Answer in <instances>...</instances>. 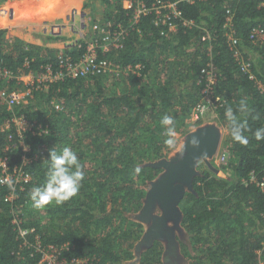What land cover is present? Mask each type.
Instances as JSON below:
<instances>
[{
  "label": "trees",
  "instance_id": "16d2710c",
  "mask_svg": "<svg viewBox=\"0 0 264 264\" xmlns=\"http://www.w3.org/2000/svg\"><path fill=\"white\" fill-rule=\"evenodd\" d=\"M37 1L63 8L76 3ZM132 1L130 8H123L122 0H100L113 7L106 14L112 27L124 30L121 46L102 56L127 69L124 77L115 80L116 71L35 83L24 103L12 109L0 105V156L6 157V173L14 181L12 189L0 182V264H38L50 247L69 263L125 264L141 229L130 218L141 205L143 185L158 172L143 163L162 156L166 147L160 119L171 115L176 128L186 125L192 107L204 99L200 70L209 62L216 69L209 104L227 128L225 108L231 106L239 116V104L245 101L250 109L246 117L250 130L245 133L249 142L230 140L227 177L206 168L197 171L192 191L179 202L181 225L194 264H264V141L253 136L264 127V43L250 37L252 29L264 28V0H159L175 2L180 13L171 16L175 24L171 31L167 24H155L154 10L133 22L135 3L150 6L155 0ZM168 11L164 8L162 13ZM5 32L0 29V66L15 76L42 72L47 63L54 68L51 50L40 56L34 51L39 46L17 38L9 40L5 50ZM230 34L236 40L233 45ZM84 46L73 45L70 53L77 56ZM13 115H24L32 124L24 132L27 149L13 124L5 128ZM64 146L77 153L85 178L71 200L45 206L48 215L62 224L41 228L24 215L33 203L29 193L46 179L50 149L59 152ZM18 172L28 178H15ZM6 173L0 167V178ZM17 216L21 220L15 221ZM21 229L26 230L24 235ZM161 248L155 242L141 264L158 263Z\"/></svg>",
  "mask_w": 264,
  "mask_h": 264
},
{
  "label": "rangeland",
  "instance_id": "374dc122",
  "mask_svg": "<svg viewBox=\"0 0 264 264\" xmlns=\"http://www.w3.org/2000/svg\"><path fill=\"white\" fill-rule=\"evenodd\" d=\"M116 1L117 0H112V3H115ZM121 3L123 8L129 7V0H122ZM135 6L136 3L134 5V11H133L134 12L133 22L134 20H136L135 18L140 15L139 13H137L138 9L135 8ZM11 7H14L17 10V14L20 16V20H21L20 22H22V20L25 22L27 19H29L30 21L39 24L42 21L40 25H36V26L26 25V24L23 25L22 28L25 31L27 30V32L28 31L31 32L33 37L37 39L41 38L43 42L45 40L50 41V38L61 40V37H69L72 39L71 41L76 43L75 45H79L80 42L87 43L90 42L92 39H94L95 31L92 28L93 24L96 22H102L107 19L112 21L111 18H107L106 14L109 11L113 10V7L106 6L103 3L102 4L97 3L95 5H92L91 3H87L86 1L79 2L78 0H76V3L74 5L68 8H63L62 5L59 6L58 4L46 5L38 2L37 0H6V1H0V16L8 15V11L10 10ZM97 12L98 14H96ZM47 13H54L53 18L49 19V17L52 16V14L47 15ZM0 19L3 21L4 23L3 25L9 24L8 20H5V16L3 18L0 17ZM43 22L45 23L44 25L48 27L44 30L42 27ZM33 27H35V29H33ZM0 29H6V31L9 30L8 28L1 25H0ZM172 30H175V28H173ZM9 40L10 39H7V42L4 44L5 50H8L10 48V46H8L10 45ZM28 43H30L33 46H39L34 51L36 53L38 52L40 56L41 55L45 56V54L50 50L48 49L49 47H43L39 44H33L31 42ZM111 63H112V70L105 74L106 75H111L114 73L116 74L117 71L119 74L115 75L118 76L115 80H119L120 77H124L128 72L127 69L118 68V66L113 61ZM115 76H113L112 78L110 77L109 79L112 80ZM18 77L19 78L22 77L24 81L29 80L28 79L29 74H25ZM24 81L22 82L25 83ZM109 82L111 81L109 80ZM117 82H121V81H117ZM14 87L20 91H23L22 85L19 86L15 85ZM202 97L203 96H201V98ZM205 100L208 101V98H205ZM209 103L210 102H208L205 111L203 113H198L197 115L195 114V110H194L196 106L195 104L192 107L189 116L185 119L186 125L184 126L182 125L180 126V128H176L177 148L184 146L187 136L190 133L196 131L198 128L207 124L214 125L220 132L218 147L212 156L207 157L206 160L200 158L197 161L196 170L198 171L200 168H206L207 170H209L211 173H214L218 177H227L228 176L227 172L229 171L228 165L231 158V152L229 149L231 137L226 131L227 129L226 126L220 121V118L218 117V112H216ZM177 153L178 152L176 150L165 147L162 156H159L154 160H147L143 164L144 166L154 168L155 167L153 166L154 163H157L160 160L169 161ZM155 168L158 169V172L150 180L155 179L163 171L162 168H158V167ZM8 177H11L10 173H8ZM14 177L19 178L18 175H15ZM150 180L143 185V188H145L144 190L145 192L141 200V205L130 218L132 221L140 223L141 229H140L139 237L136 238V240L133 242V246L130 249L131 255L125 256V264H141L142 259H144V253L155 242H159L162 248H161V255L159 257V262L156 263L152 261V263L194 264V260L192 257L194 255V252L191 250L192 246L189 242L187 231H185V228L181 225V217L177 219L178 223H175V221L171 219L166 220V224H165L166 227L164 228V231L162 232L160 237H154L150 239V242L141 241L145 232L147 231V228L152 223V219H154L153 217L161 215V209L157 204H155L153 210L151 211L152 215L150 213V215L146 216V218L144 219L145 221H141L140 219H137L134 216L135 214L136 215L139 214L140 209L144 204L146 193L150 188V184H149ZM18 212L19 211H16L15 213L18 214ZM24 215H26L28 218H34L39 223L41 228H48L49 225L58 228V226L62 224V221L59 218H51L50 215H48L47 211L45 210V207L36 208L33 205V203L31 206L27 208ZM14 220L19 221L21 219L20 217L17 216L15 217ZM38 264H69V263H63L62 260H60L59 258L58 251H56L55 248L50 247L49 249L43 251L41 260Z\"/></svg>",
  "mask_w": 264,
  "mask_h": 264
},
{
  "label": "built area",
  "instance_id": "2783aa9c",
  "mask_svg": "<svg viewBox=\"0 0 264 264\" xmlns=\"http://www.w3.org/2000/svg\"><path fill=\"white\" fill-rule=\"evenodd\" d=\"M133 4L132 0H129V7L130 8ZM135 8L138 9L139 14L147 13L150 10H154L156 13V17L154 19L155 24H167L168 31H171L175 28V24L171 19V16H179V12L176 9L175 2H170L164 4V2H160L159 0H155L151 3L150 6H147L144 2L138 1L136 3ZM167 8L169 11L162 13L163 9ZM230 18L227 17V21ZM185 24H191V21H184ZM93 30L95 31L94 39L90 42L85 43L84 51L79 53L77 56H74L69 49L62 52L61 54L57 55L55 58V66L53 68V64L47 63L44 68V71H36V72H28L29 80L24 81L23 78H19L15 76L12 71L8 70L5 67L0 66V105L6 106L8 109H12L14 106L24 103L26 100V96L30 92V86L35 83L41 82H53L64 77L69 78H81V77H88V76H97L102 75L112 70V63L106 57L102 56V53H105L110 50L111 47H120L121 46V39L122 34L124 33L123 28L121 27H112V24L108 20H104L102 22H96L93 24ZM113 28V29H112ZM167 32L161 31L162 34H167ZM250 37L253 40L260 41L264 43V28L256 27L252 29ZM203 40L206 38L205 36L202 37ZM229 41L231 45H233L236 40L232 36L229 35ZM110 47V48H109ZM214 65L209 62L207 63L200 71H201V78L203 80V87H202V94L204 99H201L195 106V114L203 113L210 102L209 98L212 92L213 85L216 81V71ZM25 74H21L22 76ZM16 80L15 84L10 87L9 83L12 80ZM21 79V80H20ZM24 81L25 83H23ZM23 85V91L16 89L14 86ZM27 86V88H26ZM26 89V90H25ZM208 98V101L205 100ZM54 103L55 108H62L58 103ZM10 124L14 125L15 134L18 137L21 144L24 146V149H27L24 141V132L26 130H30L32 124L28 122L24 115H13L11 118L7 119L5 122V128H9ZM11 135H9L10 137ZM7 149V147L5 148ZM0 167L3 173L7 171V159L6 157L0 156ZM19 178L27 179L28 175H24L22 172H18L17 174ZM8 177V173L2 175L0 181H3L5 178ZM262 188H264V182L261 183ZM26 233L25 229L20 230V234L24 235ZM43 254V252H42ZM62 260L63 263H69L64 259ZM78 262V261H75ZM74 261H71L69 264H75Z\"/></svg>",
  "mask_w": 264,
  "mask_h": 264
},
{
  "label": "clouds",
  "instance_id": "9594fccd",
  "mask_svg": "<svg viewBox=\"0 0 264 264\" xmlns=\"http://www.w3.org/2000/svg\"><path fill=\"white\" fill-rule=\"evenodd\" d=\"M238 112L240 113L239 116L233 111L231 106L225 108L226 131L233 141L246 145L249 141L245 133L250 130L246 117L250 109L245 101L241 100ZM160 125L163 128L164 145L182 155L183 148H177V132L174 118L171 115H163L160 119ZM253 136L256 141H264V127L257 128ZM190 142L193 145H197L199 143L198 137L193 135ZM48 160L50 165L43 185L34 186L29 193V197L36 208H43L51 204L61 205L71 200L78 195L82 181L85 178L80 159L70 146H64L59 152L55 149H50ZM138 171L139 169H137ZM0 182L7 185L10 189L14 187V181L11 177H7Z\"/></svg>",
  "mask_w": 264,
  "mask_h": 264
},
{
  "label": "water",
  "instance_id": "95a60500",
  "mask_svg": "<svg viewBox=\"0 0 264 264\" xmlns=\"http://www.w3.org/2000/svg\"><path fill=\"white\" fill-rule=\"evenodd\" d=\"M198 137L197 145L191 144V138ZM220 139L219 130L212 124L204 125L187 136L183 148V154H176L169 161L160 160L153 166L162 168V172L153 180H150L144 204L135 218L145 221L146 216L152 215L154 205L161 209L160 216H154L152 223L147 228L141 241H149L154 237H160L166 227V220H174L181 217L179 202L185 192L192 191V179L197 173V161L206 160L214 154ZM146 200V201H145Z\"/></svg>",
  "mask_w": 264,
  "mask_h": 264
},
{
  "label": "crops",
  "instance_id": "0c3cea01",
  "mask_svg": "<svg viewBox=\"0 0 264 264\" xmlns=\"http://www.w3.org/2000/svg\"><path fill=\"white\" fill-rule=\"evenodd\" d=\"M78 1L79 2L86 1L87 3H91L92 5H95L97 3L98 4L101 3L100 0H78ZM96 14H98V12ZM4 16H5V20H8L9 24H5V25H1V26H4V27L9 29L8 31H6L4 33V37L6 39H10V41L12 39L14 40V38L15 39L17 38V39L23 40L25 42H31L33 44H39L43 47H49V49L52 51L54 56L61 54L63 51L66 50V48L67 49L72 48L73 45L75 44V42L71 41L72 39L69 37H61V40L50 38V41L45 40L44 42L42 41L41 38L37 39V38L33 37L31 32H29V31L27 32V30L25 31L22 28L23 25L26 24V25L36 26V25H40L42 21L39 24L36 22H32L29 19H27L25 22L23 20H22V22H20L21 21L20 16L17 14V10L14 7L10 8V10L8 11V15H3V16L1 15L0 17L3 18ZM50 18H53V15L50 16L49 19ZM17 24H19V25H17ZM44 24L45 23L43 22L42 23L43 30L48 28ZM54 26H56V25H54ZM33 29H35V27H33ZM51 39H53V40H51ZM47 40H49V39H47Z\"/></svg>",
  "mask_w": 264,
  "mask_h": 264
}]
</instances>
